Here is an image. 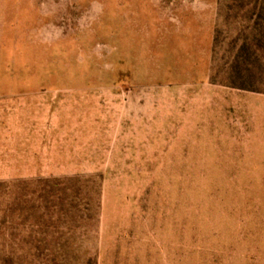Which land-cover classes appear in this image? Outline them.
Here are the masks:
<instances>
[{
	"label": "rangeland",
	"instance_id": "374dc122",
	"mask_svg": "<svg viewBox=\"0 0 264 264\" xmlns=\"http://www.w3.org/2000/svg\"><path fill=\"white\" fill-rule=\"evenodd\" d=\"M0 264H264V0H0Z\"/></svg>",
	"mask_w": 264,
	"mask_h": 264
}]
</instances>
